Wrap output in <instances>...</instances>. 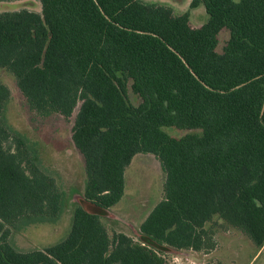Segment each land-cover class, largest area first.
Listing matches in <instances>:
<instances>
[{"label": "trees", "instance_id": "1", "mask_svg": "<svg viewBox=\"0 0 264 264\" xmlns=\"http://www.w3.org/2000/svg\"><path fill=\"white\" fill-rule=\"evenodd\" d=\"M198 6L208 17L194 25L143 0H0V264L202 262L228 229L249 241L248 262L264 247V0ZM5 72L33 129L76 110L70 140L86 173L77 200L40 144L6 121ZM139 153L159 161L162 197L136 232L116 229L91 209L117 203ZM68 204L63 239L14 245L13 232Z\"/></svg>", "mask_w": 264, "mask_h": 264}, {"label": "rangeland", "instance_id": "2", "mask_svg": "<svg viewBox=\"0 0 264 264\" xmlns=\"http://www.w3.org/2000/svg\"><path fill=\"white\" fill-rule=\"evenodd\" d=\"M143 1L169 6L175 14L187 12L194 25L206 21L208 17L202 6L191 8V0ZM225 38L226 34H223L220 41L223 42ZM1 78L10 89V99L5 110L6 121L14 129L25 136H31L40 144L45 165L57 175L59 185L71 201L77 200L79 194H82L85 189L86 173L84 159L70 140V130L76 110L69 120L54 116L46 125L35 130L33 127H37L38 124L31 120L30 113L24 106L23 97L17 90L12 76L5 72ZM168 128L170 127H164V130ZM169 131L174 134L173 136L183 133L177 129ZM163 181L164 172L153 155L148 153L134 155L124 169L123 194L117 203L109 208L115 217L101 218L102 222H108L120 230L128 231L132 230V227H137L161 199ZM71 207V204L66 205V209L56 219L25 224L18 232L12 233V242L17 248L27 250L43 248L60 241L70 228ZM216 238L215 248L210 253L203 254L202 262L190 256L169 255L166 256L167 264H218L220 261L224 264H264V247L248 262L247 249L251 246L247 238L239 231L233 229L220 231Z\"/></svg>", "mask_w": 264, "mask_h": 264}, {"label": "water", "instance_id": "3", "mask_svg": "<svg viewBox=\"0 0 264 264\" xmlns=\"http://www.w3.org/2000/svg\"><path fill=\"white\" fill-rule=\"evenodd\" d=\"M91 211L97 215L103 216V217H108V218H113L115 217V214L110 211V209L102 208L99 206H92ZM132 230L136 232L135 228L132 227Z\"/></svg>", "mask_w": 264, "mask_h": 264}]
</instances>
